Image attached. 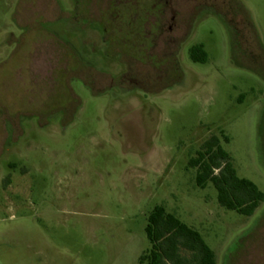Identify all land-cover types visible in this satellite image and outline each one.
Here are the masks:
<instances>
[{
  "label": "rangeland",
  "instance_id": "374dc122",
  "mask_svg": "<svg viewBox=\"0 0 264 264\" xmlns=\"http://www.w3.org/2000/svg\"><path fill=\"white\" fill-rule=\"evenodd\" d=\"M163 2L147 33L151 0H0V264H139L156 206L264 264V201L225 210L188 167L216 136L264 194V0Z\"/></svg>",
  "mask_w": 264,
  "mask_h": 264
},
{
  "label": "trees",
  "instance_id": "16d2710c",
  "mask_svg": "<svg viewBox=\"0 0 264 264\" xmlns=\"http://www.w3.org/2000/svg\"><path fill=\"white\" fill-rule=\"evenodd\" d=\"M189 56L194 63L207 60L202 45L190 48ZM224 142L228 143L226 137ZM188 167L195 170L196 187L203 190L210 184L218 205L225 210L249 217L264 201L263 192L252 181L237 175L230 155L216 136L200 146ZM145 233L150 248L141 254L139 264H216L214 252L199 232L163 207L156 206L151 211Z\"/></svg>",
  "mask_w": 264,
  "mask_h": 264
},
{
  "label": "flooded vegetation",
  "instance_id": "af4514ba",
  "mask_svg": "<svg viewBox=\"0 0 264 264\" xmlns=\"http://www.w3.org/2000/svg\"><path fill=\"white\" fill-rule=\"evenodd\" d=\"M131 1L133 2V0H131ZM152 2H156V3H152ZM160 2H162V0H158V1L157 0H151V3L149 4L147 13L152 14L153 16H155V19H156L157 22L153 25L154 27H152L150 31H147V33H156V31L159 30V25H160V22L162 20L161 19V14H163L164 11L166 10V8L168 7V3L167 2H163L162 4ZM132 6H133V4L131 5V7ZM159 10L161 11V13L158 12ZM156 12H157V14H156ZM173 15H174V13L170 17L171 21H174V16ZM142 21L144 22L145 20H142ZM168 29H169V31H172L171 25L168 26Z\"/></svg>",
  "mask_w": 264,
  "mask_h": 264
}]
</instances>
